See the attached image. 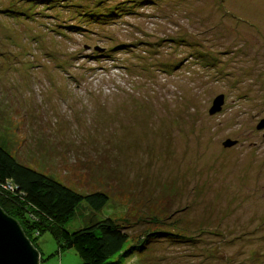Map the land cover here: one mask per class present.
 Masks as SVG:
<instances>
[{"label": "rangeland", "instance_id": "374dc122", "mask_svg": "<svg viewBox=\"0 0 264 264\" xmlns=\"http://www.w3.org/2000/svg\"><path fill=\"white\" fill-rule=\"evenodd\" d=\"M263 119L264 0H0V144L109 195L68 230L184 236L124 264H264ZM39 249L81 263L50 233Z\"/></svg>", "mask_w": 264, "mask_h": 264}, {"label": "trees", "instance_id": "16d2710c", "mask_svg": "<svg viewBox=\"0 0 264 264\" xmlns=\"http://www.w3.org/2000/svg\"><path fill=\"white\" fill-rule=\"evenodd\" d=\"M94 7L97 10L98 6ZM110 7H105L109 13L100 16L87 8L83 16L109 18L117 15L118 7ZM109 200L104 192L84 195L73 190L19 162L0 144V209L18 223L39 253V241L47 233L57 241L59 252L74 250L81 259L80 264H124L135 253L146 252L153 243L176 237L184 239L182 235L161 231L151 232L132 244L128 228L111 218L90 222L73 232L67 229L84 202L100 211ZM81 211L86 217L84 208Z\"/></svg>", "mask_w": 264, "mask_h": 264}, {"label": "water", "instance_id": "95a60500", "mask_svg": "<svg viewBox=\"0 0 264 264\" xmlns=\"http://www.w3.org/2000/svg\"><path fill=\"white\" fill-rule=\"evenodd\" d=\"M224 96L216 99L210 114L221 111ZM264 128V121L259 129ZM236 142L228 141L225 147H232ZM40 253L27 239L16 221L6 216L0 209V264H40Z\"/></svg>", "mask_w": 264, "mask_h": 264}, {"label": "flooded vegetation", "instance_id": "af4514ba", "mask_svg": "<svg viewBox=\"0 0 264 264\" xmlns=\"http://www.w3.org/2000/svg\"><path fill=\"white\" fill-rule=\"evenodd\" d=\"M264 121V119L261 121V123ZM258 130H260V131H264V128L263 129H258Z\"/></svg>", "mask_w": 264, "mask_h": 264}]
</instances>
